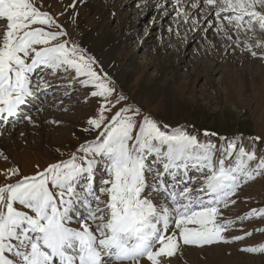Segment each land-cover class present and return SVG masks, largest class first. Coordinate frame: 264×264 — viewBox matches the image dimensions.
Returning <instances> with one entry per match:
<instances>
[{"label": "snow or ice", "instance_id": "6c2138e0", "mask_svg": "<svg viewBox=\"0 0 264 264\" xmlns=\"http://www.w3.org/2000/svg\"><path fill=\"white\" fill-rule=\"evenodd\" d=\"M42 7L37 0H0V124L35 125L24 106L52 87L43 77L34 82L37 72L60 76L73 90L79 84L99 108L82 129L94 138L68 159L0 185V264H171L185 246L251 236L226 233L237 222L264 218V208L235 220L223 210L236 203L244 185L264 176V154L257 155L255 143L244 144L260 138L218 137V145L126 103L111 76L97 71L96 58L65 39L67 30ZM191 7L204 11L205 19L214 16L217 32L236 47L243 44L242 51L257 57L254 49H264L258 38L264 35V0H196ZM177 15L187 20L189 13L181 8ZM2 174L7 179L20 169ZM240 251L264 253V244Z\"/></svg>", "mask_w": 264, "mask_h": 264}, {"label": "rangeland", "instance_id": "374dc122", "mask_svg": "<svg viewBox=\"0 0 264 264\" xmlns=\"http://www.w3.org/2000/svg\"><path fill=\"white\" fill-rule=\"evenodd\" d=\"M37 2L43 4L42 11H48L64 26L68 33L65 39L70 38L96 58L97 71L103 68L104 72L111 76L117 92H122L128 97L126 103L138 105L162 124L184 127L199 139H210L218 145V137H259L258 142L245 139L244 144L251 147V144L255 143L257 155L264 154V58L260 56L264 49H254L258 53L257 57H253L248 51H242L243 44L236 47L223 32H217L214 16L210 18L215 23H211L212 27L209 26L207 20L210 18L205 19L204 11L200 8L188 16L185 27H182V15L178 16L175 9L171 10L172 13L169 12L171 6L166 5L165 0H159L158 4L161 6L157 11L142 9L145 5L143 0H136L135 4L133 2L128 7L122 6L116 13L113 12V2L108 9L105 5L103 7L109 10V17H104L105 24L100 25L97 31L95 25L97 27L99 14L92 15L93 11L83 2H75V8L70 13V0ZM137 2L141 5L138 6ZM91 3L95 5V0H91ZM189 7L190 4L185 6V10ZM166 11L170 13L167 18ZM139 13L141 15H138ZM156 16L160 17V21L154 22L152 29L150 21ZM130 20H137L136 27L131 29L132 34L125 39L124 46L118 49L117 57H114L115 61L118 59L115 62V70H108L95 55V49L89 44L85 45L87 35L93 33L95 36L104 32V25L108 22H111L109 30L116 33L118 25L125 24L122 26L125 28ZM193 21L198 23L199 31L191 28ZM166 23L178 26L177 32L167 31V36L171 38L169 42L164 37ZM2 30L3 25H0V31ZM229 33L236 38L235 30ZM197 34L199 35L196 38ZM191 36L192 42H188ZM149 37L153 41L146 44L147 47L142 46L139 39L148 41ZM243 38L242 35L241 39ZM258 38L264 39V35L258 34ZM158 40L164 41V44L167 42L166 49L158 51L160 59L169 54L170 61L178 66L177 71L168 67L169 69L160 72L158 60H154V56H148L155 55L153 46H159ZM181 42L185 43L182 50L185 60L176 62ZM134 52L138 57L135 68L129 64ZM219 52H223L222 57L227 59L219 57ZM126 69H131L129 71L132 72L129 79L116 77L118 72ZM195 71L196 74L193 75ZM38 77L49 81L52 87L47 90L49 95L44 93L40 97L38 94V99L24 106L25 112L35 120V125L27 120L14 126L0 124V132L3 133L0 135V150L3 152V155H0V185L14 183L22 176L35 175L51 163L68 159L79 144L94 138V134L85 133L82 129L87 127L86 120L96 114L99 108L98 99L91 98L88 91L79 84L74 85V90L67 87L68 81L60 76L37 72L34 82ZM170 85L174 91L173 103L167 98L165 91ZM66 92L71 95L65 96ZM40 98L43 100L41 105ZM41 106L43 112L37 111ZM65 106L67 111L63 110ZM51 120H60L62 123L47 122ZM206 131L217 133L218 136L205 137ZM4 156L8 159H4ZM14 166L19 167L20 174L6 179L2 173ZM191 175L195 176L197 173L192 172ZM233 199L236 203L223 210L225 218L235 220L245 216L251 209L264 208V176L244 185ZM257 229H264V218L254 217L237 222L233 229L226 233L227 236L244 235L247 232H252V235L230 244H216L204 248L185 246L181 254L171 258V264H264V253L240 251L245 246L264 244V231Z\"/></svg>", "mask_w": 264, "mask_h": 264}, {"label": "bare ground", "instance_id": "6f19581e", "mask_svg": "<svg viewBox=\"0 0 264 264\" xmlns=\"http://www.w3.org/2000/svg\"><path fill=\"white\" fill-rule=\"evenodd\" d=\"M105 1V0H104ZM104 1H102V0H95V5H93L92 3H91V0H70V4L68 5V9H69V13L71 12V11H73V9L75 8V7H72V5L75 3V2H79V3H85L86 4V7L89 9V10H92L93 12H92V15L93 14H99V16H98V25H97V27H96V25H95V31H97L98 30V28H99V26L100 25H102V24H105L103 21H104V17H107L108 16V13H109V10H107L108 8H110L111 6H110V4L113 2L114 4V6H115V9H114V13H116L119 9H120V7L122 8V6H126V7H128L129 6V4H132L133 2V4H135V2H136V0H107L106 2H104ZM143 1H145V5H144V7L142 8V9H146V11H157V9L159 10L160 9V6L161 5H159L158 4V2H159V0H143ZM165 2H166V5H170L171 6V9L169 8V12H171L172 13V9H175V11H177V9H183V11H186V12H188L189 13V15L188 16H190V15H192L193 13H194V11H195V9H193L192 7H191V4L193 3V0H183L182 1V3L181 4H176L175 2H176V0H165ZM174 2V3H173ZM194 2H196V1H194ZM137 5L138 4H140L141 5V3L140 2H137L136 3ZM190 4V7L187 9V10H185V6H187V5H189ZM105 5H107V9H105L103 6H105ZM139 6V5H138ZM138 9V8H137ZM198 9V8H197ZM113 10V9H112ZM168 11H166L167 13H165V17L167 18L169 15H170V13L168 12ZM140 12V11H139ZM111 14H113L112 12H111ZM138 15H141V13H139ZM137 15V16H138ZM112 16V15H111ZM109 17V16H108ZM107 17V18H108ZM194 17V16H193ZM204 17H205V12H204ZM215 18V17H214ZM107 19H105V21H106ZM131 22H129V23H127V25H126V27L124 28V27H122L123 25H125V24H120V25H118V29H117V31H116V33H113L112 31H111V29L109 30V28L111 27V22L109 23L108 22V24H106V25H104L105 26V29H103L104 30V32H102V33H100V34H98V35H95L94 36V34L92 33V35H87V38H86V43L87 44H85V45H90L93 49H95L94 50V52H95V55H97V57L99 58V60L102 62V64H104V65H106L107 67H108V70H112V71H114L115 70V68H116V64L117 63H115L116 61H118V59L115 61V58L117 57V52H118V49L119 48H121V47H123L124 46V41H125V39H127L132 33V31H131V29L133 28V27H136V22H137V20H130ZM158 21H160V17H158V16H156L154 19H152V22L150 21V25H152V29H153V27L155 26L154 25V22H158ZM209 23H215L214 22V20L213 19H209V20H207ZM216 21V20H215ZM165 22V21H164ZM207 22V23H208ZM180 23H182V27H185V23H186V20H185V17L182 15V18H180ZM140 24H141V22H140ZM160 24V23H159ZM225 24H226V22H225ZM149 25V24H148ZM158 26V25H157ZM164 27H166V30H165V34H164V37H165V40L167 41V42H169L170 41V37H168L169 35L168 34H166L167 33V31H171V32H177L178 31V26L177 27H175V24L174 23H166L165 24V26ZM168 27H169V29H168ZM192 29L194 28V30H196V31H199V26H198V23L196 22V23H194L193 24V26L191 27ZM133 30V29H132ZM180 30V29H179ZM235 29H230L229 28V31L230 32H232V31H234ZM93 31V30H92ZM128 31V32H127ZM125 32H127V33H125ZM235 33H236V31H235ZM175 34V33H174ZM150 35H152L151 34V32H150ZM168 35V36H167ZM172 35H173V33H172ZM198 35L199 34H197L196 35V38L198 37ZM192 36H193V34H192ZM192 36L188 39V42H192ZM167 37V38H166ZM187 37H185V39H186ZM233 39H234V37H233ZM236 39V38H235ZM153 40L152 39H150V37H149V39H148V41H145V40H142V39H139V42L141 43V45L142 46H146V44L148 45V43H150V42H152ZM159 41V40H158ZM167 42L164 44V41H159V42H157V44H159V46L158 47H156V46H153L154 47V50H155V55H152V54H150V55H148V56H154V60H158L157 62H158V64H159V67H160V72H163L164 70H166V69H169L168 67H170V68H173V70H178V66H177V64H175V63H173V62H171L170 60H171V57H170V55L168 54V55H165L163 58H161L160 59V56L158 55V51H160V50H162V51H164L165 49H166V46H167ZM214 44V43H213ZM179 46H181L180 47V50L178 51V54H177V56H176V62H184V60H185V56H184V53L182 52V50L184 49V47H185V43L184 42H181V43H179ZM147 47V46H146ZM89 48V47H88ZM223 52H219V57H222L223 56V54H222ZM144 54V53H143ZM200 54V53H199ZM199 56H201V54L199 55ZM115 57V58H114ZM224 57V56H223ZM222 57V58H223ZM137 53H132L131 54V58H130V61H129V64H130V66H133L134 68H135V65H137ZM228 58H230L231 59V57H228ZM225 58H223V60H224ZM227 59V58H226ZM225 59V60H226ZM219 60V59H218ZM222 60V61H223ZM214 61H215V58H214ZM228 62V61H227ZM192 63V62H191ZM226 63V62H225ZM230 63V62H229ZM154 65H155V63H154ZM129 68V67H128ZM212 69V68H211ZM129 70H131V69H129ZM128 69H126V70H122V71H120V72H118L117 73V75H116V77H118V78H126V79H129L130 78V76H131V73L132 72H130ZM193 72V71H192ZM196 74V71L193 73V75H195ZM34 75V74H33ZM172 85V84H171ZM169 86V88L167 89V90H165L166 91V96H167V98L173 103V88H172V86ZM45 94H47V95H49L48 93H45ZM41 99V98H40ZM43 103V100L41 99V101H40V105ZM175 103V102H174ZM173 106V105H172ZM24 109H25V107H24ZM171 115V114H170Z\"/></svg>", "mask_w": 264, "mask_h": 264}]
</instances>
